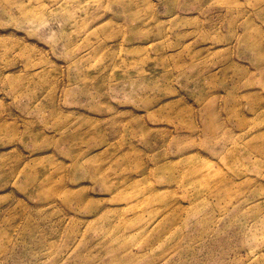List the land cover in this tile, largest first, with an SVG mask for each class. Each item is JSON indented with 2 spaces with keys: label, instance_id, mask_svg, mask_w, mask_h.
Returning a JSON list of instances; mask_svg holds the SVG:
<instances>
[{
  "label": "rangeland",
  "instance_id": "rangeland-1",
  "mask_svg": "<svg viewBox=\"0 0 264 264\" xmlns=\"http://www.w3.org/2000/svg\"><path fill=\"white\" fill-rule=\"evenodd\" d=\"M0 264H264V0H0Z\"/></svg>",
  "mask_w": 264,
  "mask_h": 264
},
{
  "label": "bare ground",
  "instance_id": "bare-ground-1",
  "mask_svg": "<svg viewBox=\"0 0 264 264\" xmlns=\"http://www.w3.org/2000/svg\"><path fill=\"white\" fill-rule=\"evenodd\" d=\"M125 2V0H123Z\"/></svg>",
  "mask_w": 264,
  "mask_h": 264
}]
</instances>
